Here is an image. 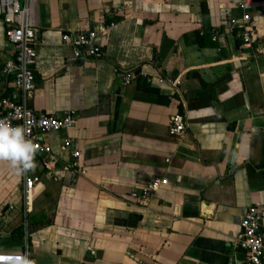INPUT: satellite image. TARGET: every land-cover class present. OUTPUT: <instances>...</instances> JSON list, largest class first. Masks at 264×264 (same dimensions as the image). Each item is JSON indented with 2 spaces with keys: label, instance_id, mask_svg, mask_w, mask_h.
I'll use <instances>...</instances> for the list:
<instances>
[{
  "label": "crops",
  "instance_id": "crops-1",
  "mask_svg": "<svg viewBox=\"0 0 264 264\" xmlns=\"http://www.w3.org/2000/svg\"><path fill=\"white\" fill-rule=\"evenodd\" d=\"M240 2L37 0L29 103L77 117L44 135L61 160L57 179L43 176L26 197L24 175L0 165V253L28 250L30 264H245L240 221L264 204V0L249 5L252 46L213 40L242 17ZM112 22L102 58L72 59L65 33ZM13 56L0 7V97L16 93L2 74ZM176 114L182 136L169 133ZM67 136L86 169L74 179L63 169ZM33 163L43 174L37 154Z\"/></svg>",
  "mask_w": 264,
  "mask_h": 264
},
{
  "label": "built area",
  "instance_id": "built-area-1",
  "mask_svg": "<svg viewBox=\"0 0 264 264\" xmlns=\"http://www.w3.org/2000/svg\"><path fill=\"white\" fill-rule=\"evenodd\" d=\"M253 0H241L239 8L243 15L240 18L231 17L224 23L221 31H215L213 40L222 35H232L244 47L252 46L255 42L250 27L251 13L249 5ZM0 7L5 23V35L14 56L7 60L3 66L2 74L13 79L16 93L13 96L0 97V119L7 120L13 126H23L27 138L38 146V161L42 166L43 174L37 170V165L24 175V193L26 197L42 184L43 176L57 179L60 157L54 153L53 148L44 140L49 132H68L74 128L77 111L67 110L63 113L39 114L29 103V97L37 86L35 66L37 62L36 44L39 36L37 20V0H0ZM114 26L98 25L88 31H76L64 34L65 43L73 47L72 59L83 56L100 59L104 55L101 39ZM135 79L133 73L124 76V83ZM163 81V79H161ZM177 85L180 80L175 81ZM186 132V123L181 114L172 117L169 133L173 136H182ZM63 149L70 152V158L63 166L72 179L84 175L86 169L80 162L81 150L78 142L67 136L62 143ZM161 179L152 180L151 189L155 188ZM138 196L137 192L132 193ZM234 245L245 257V264H264V204L255 203L248 207L240 221V231ZM24 260L30 261L29 251L20 254L0 253V264H22Z\"/></svg>",
  "mask_w": 264,
  "mask_h": 264
},
{
  "label": "clouds",
  "instance_id": "clouds-1",
  "mask_svg": "<svg viewBox=\"0 0 264 264\" xmlns=\"http://www.w3.org/2000/svg\"><path fill=\"white\" fill-rule=\"evenodd\" d=\"M37 149L23 126L0 119V165H8L16 175L25 174L34 167ZM22 264L30 262L24 260Z\"/></svg>",
  "mask_w": 264,
  "mask_h": 264
}]
</instances>
